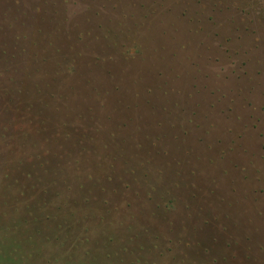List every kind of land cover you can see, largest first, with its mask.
I'll use <instances>...</instances> for the list:
<instances>
[{"label":"rangeland","instance_id":"1","mask_svg":"<svg viewBox=\"0 0 264 264\" xmlns=\"http://www.w3.org/2000/svg\"><path fill=\"white\" fill-rule=\"evenodd\" d=\"M263 13L0 0V264H264Z\"/></svg>","mask_w":264,"mask_h":264},{"label":"trees","instance_id":"2","mask_svg":"<svg viewBox=\"0 0 264 264\" xmlns=\"http://www.w3.org/2000/svg\"><path fill=\"white\" fill-rule=\"evenodd\" d=\"M238 1H244V0H236V2ZM245 1L253 4L256 7L260 6L261 8L264 9V0H245ZM218 3L216 2L215 6L218 5ZM263 20H264V13H263Z\"/></svg>","mask_w":264,"mask_h":264}]
</instances>
